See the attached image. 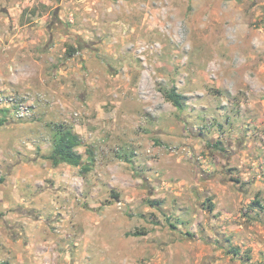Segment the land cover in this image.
<instances>
[{
    "label": "rangeland",
    "instance_id": "1",
    "mask_svg": "<svg viewBox=\"0 0 264 264\" xmlns=\"http://www.w3.org/2000/svg\"><path fill=\"white\" fill-rule=\"evenodd\" d=\"M0 93L32 109H0V263L123 264L131 241L210 264L187 202L209 174L240 200V264H264V0H0ZM58 125L87 172L52 166Z\"/></svg>",
    "mask_w": 264,
    "mask_h": 264
},
{
    "label": "crops",
    "instance_id": "2",
    "mask_svg": "<svg viewBox=\"0 0 264 264\" xmlns=\"http://www.w3.org/2000/svg\"><path fill=\"white\" fill-rule=\"evenodd\" d=\"M226 160V159H224ZM228 162H230L228 160ZM66 165V164H65ZM60 166V165H59ZM205 178L204 181H202L200 184L197 183L194 180V185L192 186L196 190L199 191L198 195L206 194L207 195V201L205 202H195V199H192L187 202H194L195 208L193 209L192 215H191V231L197 230V226L199 221H201L203 234L200 233V235L206 239L207 243L211 244V248H207V255L208 260H210V264H240V260L242 259L241 253L239 250L236 251L237 245L241 247V244H237L235 237H230L232 235V231L230 232V226L233 227V224L236 223V219L239 217L238 209L240 207V200L238 202H217L220 199V195L226 194V187L223 182L218 184L216 179H212V176H209V174L203 175ZM200 177V175H199ZM201 178V177H200ZM165 182H162L161 184H164ZM229 198V197H228ZM260 203V202H259ZM262 207V205L260 204ZM181 212V211H180ZM182 213H184L182 211ZM202 214L199 215L198 214ZM186 216V215H185ZM200 218V220H198ZM226 224V226H224ZM237 231V230H236ZM234 235V234H233ZM144 238V237H142ZM142 238L138 240V242H141ZM147 237H145L146 239ZM196 238V236H194ZM210 239V240H207ZM133 242L128 241L126 243V250L127 254L125 255V259L123 261V264H149V263H141V261L136 262V259H146L144 258V255L146 253L145 246L142 245L137 247L134 250L129 251V245H132ZM191 243V242H190ZM196 243L191 244L189 248H187L186 253L183 251L180 252L182 254V259L184 260L185 264H197L199 262L200 253L195 252L198 246L195 245ZM214 244H217L219 247L217 250L214 249ZM169 251L171 253L169 254L170 260L163 261H152L151 264H176L174 263V258L177 255V245L175 246H169ZM175 249V250H174ZM213 249V250H212ZM235 252L237 254H235ZM188 253V254H187ZM191 253V255H189ZM197 257H191L193 255ZM155 254L152 251V256ZM190 256L188 258V256ZM143 258H140L142 257ZM185 256V257H184Z\"/></svg>",
    "mask_w": 264,
    "mask_h": 264
},
{
    "label": "trees",
    "instance_id": "3",
    "mask_svg": "<svg viewBox=\"0 0 264 264\" xmlns=\"http://www.w3.org/2000/svg\"><path fill=\"white\" fill-rule=\"evenodd\" d=\"M164 97L176 109L182 110L183 98L181 95L177 94L175 88L171 89L169 92H166ZM3 122L4 121L0 119V126L3 124ZM53 138L52 151L48 156L52 166L57 167L61 164H66L71 167L79 168L82 173L89 170V166H87L86 163H83L82 156L76 151V149L81 146V140L78 135L73 133L70 128L64 125H58L54 128ZM250 208L263 209L259 202H251ZM237 250L238 249H236V251ZM235 254L237 253L235 252Z\"/></svg>",
    "mask_w": 264,
    "mask_h": 264
},
{
    "label": "built area",
    "instance_id": "4",
    "mask_svg": "<svg viewBox=\"0 0 264 264\" xmlns=\"http://www.w3.org/2000/svg\"><path fill=\"white\" fill-rule=\"evenodd\" d=\"M5 108L17 121H26L32 117L31 104L26 97L17 98L13 94L0 93V109Z\"/></svg>",
    "mask_w": 264,
    "mask_h": 264
}]
</instances>
